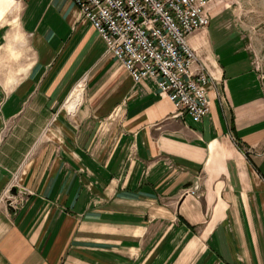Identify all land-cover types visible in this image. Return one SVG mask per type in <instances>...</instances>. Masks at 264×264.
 <instances>
[{"label": "crops", "instance_id": "obj_1", "mask_svg": "<svg viewBox=\"0 0 264 264\" xmlns=\"http://www.w3.org/2000/svg\"><path fill=\"white\" fill-rule=\"evenodd\" d=\"M239 3L188 38L215 80L195 123L71 0H0V198L26 192L0 202V264H264V76Z\"/></svg>", "mask_w": 264, "mask_h": 264}, {"label": "built area", "instance_id": "obj_2", "mask_svg": "<svg viewBox=\"0 0 264 264\" xmlns=\"http://www.w3.org/2000/svg\"><path fill=\"white\" fill-rule=\"evenodd\" d=\"M71 1L135 83L153 79L179 115L195 123L209 114V90L215 80L188 38L207 28L210 10L228 0ZM14 189V184L8 186L0 202L18 211L26 192Z\"/></svg>", "mask_w": 264, "mask_h": 264}, {"label": "rangeland", "instance_id": "obj_3", "mask_svg": "<svg viewBox=\"0 0 264 264\" xmlns=\"http://www.w3.org/2000/svg\"><path fill=\"white\" fill-rule=\"evenodd\" d=\"M242 1L245 2L244 5L241 0H238L241 6L235 4L234 7L238 9L241 7V10L244 11L240 18V25L247 30L245 32H247L257 50L258 66L261 68L260 74L264 76V0ZM81 89L78 88L79 91Z\"/></svg>", "mask_w": 264, "mask_h": 264}, {"label": "bare ground", "instance_id": "obj_4", "mask_svg": "<svg viewBox=\"0 0 264 264\" xmlns=\"http://www.w3.org/2000/svg\"><path fill=\"white\" fill-rule=\"evenodd\" d=\"M78 88H81V86L79 85V86L76 88V90H78Z\"/></svg>", "mask_w": 264, "mask_h": 264}]
</instances>
